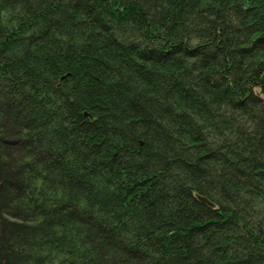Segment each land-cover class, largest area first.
<instances>
[{
	"label": "trees",
	"instance_id": "1",
	"mask_svg": "<svg viewBox=\"0 0 264 264\" xmlns=\"http://www.w3.org/2000/svg\"><path fill=\"white\" fill-rule=\"evenodd\" d=\"M0 264H264V0H0Z\"/></svg>",
	"mask_w": 264,
	"mask_h": 264
}]
</instances>
